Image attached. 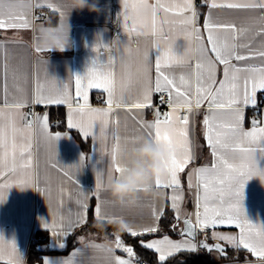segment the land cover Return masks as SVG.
<instances>
[{
  "label": "snow or ice",
  "instance_id": "6c2138e0",
  "mask_svg": "<svg viewBox=\"0 0 264 264\" xmlns=\"http://www.w3.org/2000/svg\"><path fill=\"white\" fill-rule=\"evenodd\" d=\"M123 29L129 37L133 34L151 35L155 48L159 54L154 58V65L149 51L142 54L137 49L138 60L135 71H132L131 48L116 47L120 52L119 64L121 75L119 79L115 71L117 57L111 53L119 41L112 45L98 40L94 46L97 57L101 49L109 52L105 62L99 59L93 62L87 72L81 76L72 77L74 93L69 82H63L44 73V83L39 70L35 76V87L31 96L15 83L19 79V69H13V80L16 95L11 101L8 96L9 66L4 65L5 86L3 106L0 107V203L7 199L9 189L17 186L20 190L32 188L47 195L45 188L38 185L33 168L34 159L31 152L34 135V125H38L40 133L47 141L53 155H57V141L68 132L49 131V116L36 113H24L22 110L28 104L43 106H67V128L77 129L87 139L92 137L99 143L98 151L101 158L107 156L110 166L107 174L122 173V153L126 144L121 145L119 135V120L114 118L117 109L128 112L134 110L154 109L155 118L151 121L140 118L137 123L146 133V137L156 143H162L169 150L166 175L155 180L154 187L157 195L161 189H172V195L167 197L174 212L170 230L176 231L181 221L180 202L184 196L180 174L194 162L195 156L190 138V123L192 114L199 111L203 104H207V112L203 117V137L211 150V166L204 165L194 168L188 173V188H193L195 178V209L192 214L183 218L181 240L170 239L164 235L162 239L140 241L146 249L154 250L158 254L157 264H167L170 258L181 252L196 253L200 249L212 252L218 251L226 256L222 244H208L201 241L194 242L198 232L204 233L218 226H235L237 235L212 232L213 239L227 242L235 249H242L256 257L264 264V223L252 222L245 214L243 206L244 185L252 177H259L264 183V168L257 165L256 152L264 155V109L258 105L259 93H264V45L254 48L252 41L257 36L264 37V27L242 42L247 36L248 28H237L234 23H220L213 18L214 9H242L258 10L259 19L264 20V0H200V6L209 9L206 15L200 13L194 0H121ZM32 0H0V29H28L32 27L29 14L33 7ZM54 11H59L63 20L64 11L61 7L49 3ZM203 15L202 34L198 21ZM183 37L187 46L183 52L177 54L174 45L177 38ZM195 42V48H193ZM36 52L43 51L35 47ZM193 59L195 63L193 65ZM257 63H247L252 60ZM173 66L192 67L193 71L176 74L167 69ZM154 71V76H153ZM218 74L222 77L218 79ZM139 85L136 96L131 94L133 85ZM90 90H102L106 93L107 107H92L89 103ZM167 94V101L162 94ZM160 95V105L167 104L169 111L161 112L160 107L153 103V96ZM253 108L260 118H252L251 127L245 128L246 109ZM184 109V113H181ZM31 116V119L28 117ZM98 123V129L96 125ZM111 126V128H110ZM94 129H96L94 131ZM109 131L113 144L109 151L106 147ZM135 137H125V142H131ZM85 154L82 153L78 163L67 166L64 175L69 179L75 178V173L83 168ZM104 186V173L95 172V188L90 192L80 187L76 203L81 211L75 214V220L54 217L51 222L41 220L42 226L50 232L54 246L65 249L67 237L81 224L86 223L89 196L97 199L95 217L102 223L110 218L102 214L100 201L101 189ZM61 205L63 201H60ZM165 207H153V220L136 230L128 227L126 232L133 238L157 234L160 231L159 222L165 218ZM194 216V221L191 218ZM83 241V237L79 238ZM102 248L113 264H133L138 260L132 246L125 245L122 237L115 234L114 247L112 245H90ZM117 250L127 254V259L115 255ZM81 249H75L68 258L42 257V264H78L77 255ZM0 262L3 264H23V253L15 240L5 239L0 234ZM182 264V262H181ZM250 264V262H249Z\"/></svg>",
  "mask_w": 264,
  "mask_h": 264
},
{
  "label": "crops",
  "instance_id": "0c3cea01",
  "mask_svg": "<svg viewBox=\"0 0 264 264\" xmlns=\"http://www.w3.org/2000/svg\"><path fill=\"white\" fill-rule=\"evenodd\" d=\"M199 0H194L197 5V9L203 15H206L209 11L206 7H201L198 3ZM154 2V0H150ZM32 3L41 4V7H33L29 14V19L32 20V27L28 29H0V107L3 106L4 100V86H5V75L4 65L5 63L9 66L8 74V96L11 101L13 95H16L13 80V69H19V79L15 81L21 88H23L29 96L32 95L35 87V76L39 70L42 80L45 70H48L49 75L54 76L58 83L62 85L63 82H69L74 93V78L76 75L83 76L88 68L93 65V62L97 59L101 63L105 62L109 52L105 49H101V54L97 57V52L94 46L98 40L112 45L113 41L118 40L119 45H115L111 49V53L117 57V63L115 65V71L117 78L121 75V68L119 64L120 52H116L115 48L121 49L130 47L131 59L133 62L132 71H135V63L138 60L137 49L142 54L145 49L149 51L150 59L154 65V58L159 54L160 49L155 48L153 44V37L151 35H140L133 34L131 37L123 29V18L122 3L121 0H98V6L100 7L99 12H91L88 9L73 10L69 16L68 23L70 25V43L63 51H41L36 52L35 50V36L37 30L40 27H53L61 24L62 19L59 11H54L47 5L49 3L61 7L64 11L67 7V0H32ZM213 18L220 23H234L237 28H248L249 32L242 42L247 43L248 39L251 38L256 31L261 27H264V20H260L261 15L258 10H242V9H214L212 10ZM44 15H47V19H44ZM203 15H201L198 25L201 27L202 34L206 35L203 30ZM254 48H260L264 45V37L257 36L252 41ZM187 46V41L183 37L177 38L174 50L177 54L183 52ZM193 48H195V42H193ZM260 61L252 60L247 63H259ZM193 65L195 60L193 59ZM168 72L179 74L188 73L193 71L192 67H181L173 66L167 69ZM154 76V71H153ZM222 78L218 74V79ZM139 92V85H133L131 94L136 96ZM264 93L258 94V99L262 102L258 105L260 109H264ZM160 95L153 96L154 105L158 106ZM106 99V93L102 90H90L89 103L92 107L104 108L107 107L104 102ZM37 106V105H36ZM64 107L67 116V106H43L40 105L35 108V105L28 104L23 108L24 113H36L37 115L43 116L47 113L49 116V131L55 132H68L69 135L61 136L57 141V155H53L50 150L47 141L39 131L38 125H34V135L32 140L31 152L34 159L33 172L38 179V185L41 188H45L48 192L47 195L40 193L32 188H26L20 190L17 186H12L9 189L7 199L4 203H0V234L5 239L15 240L18 248L23 253V263L26 261L29 246L35 238L37 230L48 231L42 226L41 220H51L56 217L63 216L65 223L69 218L75 220V214L81 211L76 200L84 199L83 196L79 195L80 187L87 191L94 190L95 188V172L101 170L104 173V180L106 179L107 169L110 166V159L107 156L101 158V154L98 151L99 143L94 142L92 137L89 136L85 139L77 129H54L52 127V119L50 115L51 108ZM161 110V109H160ZM162 112V110H161ZM207 112V104H203L199 111H195L192 114L190 123V138L192 141V148L194 152V162L186 169L184 173L180 174L182 192L184 199L180 202V214L181 221L179 227L172 234L165 232L160 236L163 238L164 235H168L170 239L181 240L185 237L180 235V230L183 229V218L188 214H192L196 211L195 209V178L193 177V188H188V173L194 168L208 165L211 166L212 156L211 150L207 146L206 141L203 137V117ZM260 118L257 115L255 109L249 107L246 109V118L244 127L247 129L251 127L250 120L254 118ZM135 116L137 119L143 118L146 120H153L154 109L147 110H134L128 112L124 109H117L114 112V118L119 120V135L121 137V145H125V137H136L146 136V133L141 129L137 123V119H133ZM31 119V116L28 117ZM58 123L61 122L60 117ZM57 123V124H58ZM111 128V126H110ZM98 129V123L96 125ZM94 129V131L96 130ZM83 140V142L81 140ZM113 138L111 131H109L106 147L111 150L113 144ZM85 143V145H84ZM85 154V163L82 169L75 173L78 183L75 182V178L69 179L68 176L64 175L63 170H67V166L78 163L81 154ZM257 165L260 168H264V155L260 154L259 149L256 152ZM0 183H3V178L0 177ZM172 189H161L159 195L152 196H141L138 202L130 206H119V205H102V214L108 212L112 217L123 218L128 224L136 230H140V227L145 224L152 223L153 207L159 209L165 207L166 214L170 211L174 215L173 210L170 207V201L167 197L172 195ZM107 193H100V201L105 199ZM63 201L62 205L60 201ZM94 202L96 205L97 199L94 196H89L87 203L91 204ZM243 206L245 214L252 221L264 223V183H262L259 177H252L245 182L244 185V200ZM95 215V212H94ZM194 221V216L191 217ZM88 219V213H87ZM174 222V221H173ZM172 222V223H173ZM82 225V224H81ZM81 225L76 227L73 231L79 228ZM161 221L159 222V226ZM209 230H207L208 232ZM238 229L235 226H218L207 234L203 235L198 232L197 237L194 239L198 245L200 239L204 238L209 243L220 242L235 249L227 242L213 239L212 232H220L229 235H237ZM49 232V231H48ZM71 234V235H72ZM115 234H121L115 232ZM115 234L102 233L99 231H87L84 230L81 233L75 235L78 241L68 253L59 252V249L54 246L49 232V241L46 246L50 249L55 250L52 253H46L43 257L48 256L50 258H68L72 252L79 248L81 252L77 255L76 260L78 264H113L108 258V254L102 249L91 247L90 245H112L114 247ZM70 236H68L66 247L68 246ZM83 237V241L79 238ZM144 238L143 241L147 242L152 239ZM160 238V239H162ZM148 239V240H147ZM124 241V240H123ZM125 245L131 246L128 242L124 241ZM45 246V247H46ZM204 250V249H200ZM242 250V249H240ZM199 251V250H198ZM216 253V254H215ZM157 254V253H156ZM213 254L219 255L220 253L213 250ZM243 259L250 260L257 259L252 256L246 250H243ZM115 255H119L122 258L127 259V254L122 250H117ZM137 256V255H136ZM158 257V254H157ZM227 260V261H236ZM136 259L134 258L133 264ZM223 262V261H221ZM42 264V263H41Z\"/></svg>",
  "mask_w": 264,
  "mask_h": 264
},
{
  "label": "clouds",
  "instance_id": "9594fccd",
  "mask_svg": "<svg viewBox=\"0 0 264 264\" xmlns=\"http://www.w3.org/2000/svg\"><path fill=\"white\" fill-rule=\"evenodd\" d=\"M88 9L99 12L98 0H67L64 17L58 26L40 27L35 36V46L45 51H63L70 43L69 16L73 10ZM126 150L122 153V173L106 175L101 192L107 193L102 205L130 206L138 202L141 196L154 197L157 192L155 180L164 177L167 171L169 150L162 143H156L146 136H136L131 142H125ZM103 215L112 217L108 212ZM109 224L117 232H124L131 227L123 218H110ZM103 227V223L100 224Z\"/></svg>",
  "mask_w": 264,
  "mask_h": 264
},
{
  "label": "trees",
  "instance_id": "16d2710c",
  "mask_svg": "<svg viewBox=\"0 0 264 264\" xmlns=\"http://www.w3.org/2000/svg\"><path fill=\"white\" fill-rule=\"evenodd\" d=\"M50 115L52 119V123L55 117H60L61 122L58 124L53 123L52 127L54 129H68L67 128V116L64 107L61 108H51ZM81 140V139H80ZM83 142V140H81ZM85 145V143H84ZM95 204L92 201L89 210H88V219L86 223L82 224L79 228H77L74 233L71 235L69 239L68 246L65 249L58 250L62 253H68L70 249L78 242L75 238L77 233H81L84 230L87 231H99L102 233H109L115 234L117 231L116 228L109 224L103 223V227L100 226L102 223L99 221L94 215ZM173 216L170 211L165 215V218L161 219L160 231L157 234H148L140 237L133 238L131 237L126 231L119 232L121 237L124 241L128 242L134 249L137 257L139 259H143L147 261L149 264H157V254L154 250H149L140 245V241L143 238L150 237L152 235H161L165 232H169L172 234H176L175 232L170 230V224L173 222ZM49 241V232L43 230H37L35 233V238L31 242L29 246V251L27 255V261L29 264H41L42 257L46 253H52L55 250L50 249L46 246ZM46 246V247H45ZM226 256L221 254L215 255L212 252H208L207 250H199L196 253H188V252H181L176 254L174 257L170 258L167 264H213L217 262H225L227 260H234V259H243V250L232 249L230 247L227 248Z\"/></svg>",
  "mask_w": 264,
  "mask_h": 264
},
{
  "label": "built area",
  "instance_id": "2783aa9c",
  "mask_svg": "<svg viewBox=\"0 0 264 264\" xmlns=\"http://www.w3.org/2000/svg\"><path fill=\"white\" fill-rule=\"evenodd\" d=\"M198 3L200 4V0L198 1ZM44 19H47V15H44L43 17ZM165 98V101H167V94L164 93L162 94ZM264 97V96H263ZM158 106L160 107V109L162 110V112H166L169 111L170 109L168 108L167 104L165 103L164 105H160V97H159V102H158ZM264 107V106H261ZM35 108H38V106L35 105ZM181 113H184V109H181ZM254 117L256 116L255 114L253 115ZM54 123H58V119L53 120ZM212 229H209V231H211ZM208 231V232H209ZM207 231L202 233L203 235L208 233ZM261 264V262L258 259H250V260H236V261H225V262H217V263H213V264ZM0 264H3V262H0ZM23 264H29L26 258V261ZM135 264H149L147 261L143 260V259H136Z\"/></svg>",
  "mask_w": 264,
  "mask_h": 264
},
{
  "label": "water",
  "instance_id": "95a60500",
  "mask_svg": "<svg viewBox=\"0 0 264 264\" xmlns=\"http://www.w3.org/2000/svg\"><path fill=\"white\" fill-rule=\"evenodd\" d=\"M197 237V235L195 236V238ZM200 242L201 241H205V242H207L204 238H201L200 240H199ZM208 244H217V243H219V244H222V243H220V242H215V243H209V242H207ZM223 245V244H222ZM224 246V248H225V250H226V254L228 253L227 252V246L226 245H223Z\"/></svg>",
  "mask_w": 264,
  "mask_h": 264
},
{
  "label": "rangeland",
  "instance_id": "374dc122",
  "mask_svg": "<svg viewBox=\"0 0 264 264\" xmlns=\"http://www.w3.org/2000/svg\"><path fill=\"white\" fill-rule=\"evenodd\" d=\"M160 238H162L160 235H152V236H150L148 239H160ZM144 239V238H143ZM147 239V240H148ZM146 241V240H145ZM216 254V253H215Z\"/></svg>",
  "mask_w": 264,
  "mask_h": 264
}]
</instances>
